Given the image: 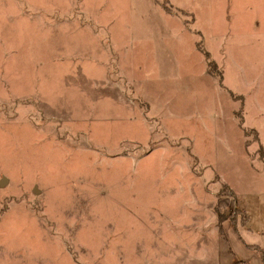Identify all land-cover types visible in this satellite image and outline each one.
Masks as SVG:
<instances>
[{
	"label": "rangeland",
	"instance_id": "374dc122",
	"mask_svg": "<svg viewBox=\"0 0 264 264\" xmlns=\"http://www.w3.org/2000/svg\"><path fill=\"white\" fill-rule=\"evenodd\" d=\"M260 149L264 0H0V264H231Z\"/></svg>",
	"mask_w": 264,
	"mask_h": 264
},
{
	"label": "crops",
	"instance_id": "0c3cea01",
	"mask_svg": "<svg viewBox=\"0 0 264 264\" xmlns=\"http://www.w3.org/2000/svg\"><path fill=\"white\" fill-rule=\"evenodd\" d=\"M84 11V9L78 10V8L74 9L73 7L75 14H81ZM79 14H76L75 22H81V19L78 18ZM81 30L76 26V34ZM261 151L262 154L260 153V156H264L263 149H260ZM231 194L237 207L240 208L232 188ZM259 201L260 204H264V195H262ZM242 209L244 210V208ZM247 215L248 219L244 223L238 220L241 225L240 227H238V221L233 222L231 219L222 222L219 228L217 227V231L220 230L217 232L219 239L223 243L226 252L232 258L231 264H237L236 262L240 264H264V220L261 223L253 224V218L248 213Z\"/></svg>",
	"mask_w": 264,
	"mask_h": 264
},
{
	"label": "trees",
	"instance_id": "16d2710c",
	"mask_svg": "<svg viewBox=\"0 0 264 264\" xmlns=\"http://www.w3.org/2000/svg\"><path fill=\"white\" fill-rule=\"evenodd\" d=\"M199 49H200V48H199ZM204 55H205V58H206V60H207V66H208V69H209V71H210L211 64H209V63H211L212 61H210V59H209L208 51H204ZM212 65H213V64H212ZM209 71H208V72H209ZM209 73L212 74V71H210ZM212 75H214V74H212ZM225 186H226V184H225ZM237 213H238V214H241V217H242V221H240L241 223H242V222L244 223V222L248 219V217H247V215H246V213H245L244 210H242V212H241V210H238ZM231 220H232L233 222L238 221L236 217H235V218L231 217Z\"/></svg>",
	"mask_w": 264,
	"mask_h": 264
},
{
	"label": "water",
	"instance_id": "95a60500",
	"mask_svg": "<svg viewBox=\"0 0 264 264\" xmlns=\"http://www.w3.org/2000/svg\"><path fill=\"white\" fill-rule=\"evenodd\" d=\"M6 183V180L4 177H2L1 185H4ZM34 191H36V188H34Z\"/></svg>",
	"mask_w": 264,
	"mask_h": 264
}]
</instances>
